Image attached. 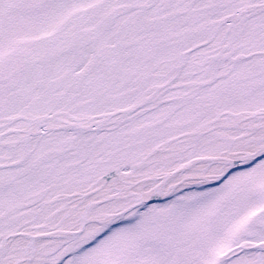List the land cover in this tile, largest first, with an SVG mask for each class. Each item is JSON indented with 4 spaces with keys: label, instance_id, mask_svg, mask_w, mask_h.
Here are the masks:
<instances>
[{
    "label": "snow or ice",
    "instance_id": "6c2138e0",
    "mask_svg": "<svg viewBox=\"0 0 264 264\" xmlns=\"http://www.w3.org/2000/svg\"><path fill=\"white\" fill-rule=\"evenodd\" d=\"M0 264H264V0H0Z\"/></svg>",
    "mask_w": 264,
    "mask_h": 264
}]
</instances>
